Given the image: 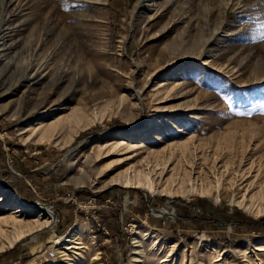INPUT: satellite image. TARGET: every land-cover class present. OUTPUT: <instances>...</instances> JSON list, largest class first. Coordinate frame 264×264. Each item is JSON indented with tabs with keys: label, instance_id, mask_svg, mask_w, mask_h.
<instances>
[{
	"label": "rangeland",
	"instance_id": "obj_1",
	"mask_svg": "<svg viewBox=\"0 0 264 264\" xmlns=\"http://www.w3.org/2000/svg\"><path fill=\"white\" fill-rule=\"evenodd\" d=\"M0 264H264V0H0Z\"/></svg>",
	"mask_w": 264,
	"mask_h": 264
},
{
	"label": "bare ground",
	"instance_id": "obj_2",
	"mask_svg": "<svg viewBox=\"0 0 264 264\" xmlns=\"http://www.w3.org/2000/svg\"><path fill=\"white\" fill-rule=\"evenodd\" d=\"M133 180L129 177V176H126V177H124V179H123V184L124 185H132V183L134 184V185H148L149 187H151V182H150V179L147 177V176H145L144 177V179H136V180H134L133 182H132ZM152 188V187H151ZM242 203V201L240 202V204ZM15 234L16 235H18V230L16 229L15 230Z\"/></svg>",
	"mask_w": 264,
	"mask_h": 264
},
{
	"label": "built area",
	"instance_id": "obj_3",
	"mask_svg": "<svg viewBox=\"0 0 264 264\" xmlns=\"http://www.w3.org/2000/svg\"><path fill=\"white\" fill-rule=\"evenodd\" d=\"M67 196H68V199L71 200L73 197V194L68 193Z\"/></svg>",
	"mask_w": 264,
	"mask_h": 264
}]
</instances>
